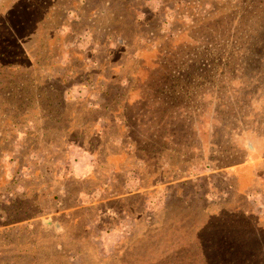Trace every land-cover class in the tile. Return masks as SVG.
Segmentation results:
<instances>
[{
    "label": "rangeland",
    "instance_id": "obj_1",
    "mask_svg": "<svg viewBox=\"0 0 264 264\" xmlns=\"http://www.w3.org/2000/svg\"><path fill=\"white\" fill-rule=\"evenodd\" d=\"M254 145L264 0H0V264H220L213 244L264 249L245 239L264 231Z\"/></svg>",
    "mask_w": 264,
    "mask_h": 264
},
{
    "label": "trees",
    "instance_id": "obj_2",
    "mask_svg": "<svg viewBox=\"0 0 264 264\" xmlns=\"http://www.w3.org/2000/svg\"><path fill=\"white\" fill-rule=\"evenodd\" d=\"M138 68H139V70H141L140 67H138ZM129 96H130V94H129ZM255 140H256V138H255ZM253 142H255V141H253ZM261 166H262V168H264V162L261 163ZM252 181H253V183H260V184H258V186L254 187L255 190H258V189L262 190L263 189L264 183H261V181L259 182L257 178L255 179V176L252 177ZM252 186H253L252 184H248L247 185L248 189L252 188ZM259 186H261V187H259ZM262 197H264V194L262 195ZM243 218L246 219L245 217H243ZM222 221L225 222L223 219H222ZM216 223L222 224L221 220L217 221ZM255 226H256V228L258 230H255V231L250 230L248 233H246V235H245L246 238L245 239L246 240H251V238H252V239H255L256 241H259V242L262 241L263 242L264 241V231L263 232L259 231V228H258L257 224H255ZM260 226L264 227V225H261V224H260ZM224 238H226V237L224 236ZM194 242H195L194 248L196 249L198 256L201 257V259L203 261L204 260L206 261V256H205L206 252H205V249L203 247V243H202L201 237H199L197 235L196 236V240ZM248 243L247 242H243V246H238V247L219 246L216 243V244L212 245V248H211L210 251L213 252L214 254H216V253H219V255L222 254L220 256L224 257L226 261L222 262L220 264H225L226 262H227L226 264H249V262H247V258H246L247 253L250 254L249 257H251L252 262H256L257 264L258 263L259 264H263V261H264V249L261 246H256V247L252 246L251 247L250 244H248ZM246 246H248V247H246ZM227 253H228V255H226ZM235 254H236L237 258H239V257L243 258V261L240 262V259H236L235 261L234 260H230V257H233ZM213 257H214V255H213ZM228 261H230V262H228Z\"/></svg>",
    "mask_w": 264,
    "mask_h": 264
},
{
    "label": "crops",
    "instance_id": "obj_3",
    "mask_svg": "<svg viewBox=\"0 0 264 264\" xmlns=\"http://www.w3.org/2000/svg\"><path fill=\"white\" fill-rule=\"evenodd\" d=\"M253 147H254V149H253ZM253 147H252V149H253L252 151L255 152V153L258 152V151L264 150V148H261V149H260V148H259L258 146H256V145H254ZM249 161H250V160H249ZM249 166H250L249 163H247V162H243V165H240L239 168L242 169V168H246V167H249ZM90 168H91V167H90ZM90 168H89L87 165H85V166H82V165H81V170H82L83 172L85 171V175L78 177V179L83 180L84 178H87V179L89 178V180H91V179H92V178H91V177H92V176H91L92 174L89 175L90 172H91V171H90ZM239 168H238V166H236V167L233 169L234 172H236V170L239 169ZM88 172H89V173H88ZM84 176H85V177H84ZM90 176H91V177H90ZM252 182H253V181H252ZM131 183H132V182L130 181L129 178H126V180L123 181V184H124L125 186H129ZM261 183H262V182H261ZM258 184H260V183H258ZM150 188H151V187H150ZM150 188H148V189H147V188H142L139 192L143 191V194L146 195V192H147ZM252 191H253V192H252ZM254 192H255V191H254L253 189H251V188H249V189H248V188H245V187L243 188V196H244V198L247 199V200H249V199H248V197H249V196H248V193H254ZM82 194H83V193L79 192V195H78L77 199H78V198L80 199V198L82 197ZM254 194H255V193H254Z\"/></svg>",
    "mask_w": 264,
    "mask_h": 264
}]
</instances>
